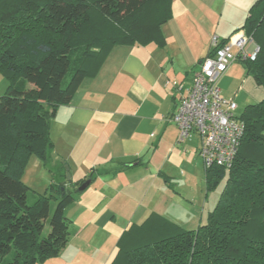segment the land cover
Returning <instances> with one entry per match:
<instances>
[{"label":"trees","instance_id":"16d2710c","mask_svg":"<svg viewBox=\"0 0 264 264\" xmlns=\"http://www.w3.org/2000/svg\"><path fill=\"white\" fill-rule=\"evenodd\" d=\"M171 2L0 0V72L8 86L0 97V264H41L68 243L72 193L51 184L28 205L22 174L31 157L44 159L51 148L56 109L96 76L113 47L164 46ZM243 29L258 48L244 66L264 87V0L250 7ZM239 119L244 133L232 166L205 169L208 192L225 180L205 224L185 230L151 213L121 235L110 264H264V99Z\"/></svg>","mask_w":264,"mask_h":264},{"label":"crops","instance_id":"0c3cea01","mask_svg":"<svg viewBox=\"0 0 264 264\" xmlns=\"http://www.w3.org/2000/svg\"><path fill=\"white\" fill-rule=\"evenodd\" d=\"M255 2L172 0V18L162 26L163 47H113L96 76L56 109L49 122L51 148L44 159L31 157L26 168L43 166L49 175L45 185L71 189L73 202L64 210L70 238L56 257L41 264H110L131 224H141L151 213L178 223L181 213L173 196L179 197L180 185L199 180L202 162L199 142L178 143L170 117L211 52L212 39L221 44L244 32ZM223 11L229 23H214ZM237 65L242 66L234 61L220 80ZM173 82L181 85L180 91ZM173 175L181 183L172 195ZM87 180L86 189L76 192Z\"/></svg>","mask_w":264,"mask_h":264},{"label":"built area","instance_id":"2783aa9c","mask_svg":"<svg viewBox=\"0 0 264 264\" xmlns=\"http://www.w3.org/2000/svg\"><path fill=\"white\" fill-rule=\"evenodd\" d=\"M211 49V55L193 74L191 86L177 100L170 119L177 127L178 143L196 135L204 169L215 166L228 170L238 154L244 124L235 115L236 104L221 97L218 82L234 61L254 60L258 48L245 32L237 31L222 46L213 38ZM172 87L181 90L177 82Z\"/></svg>","mask_w":264,"mask_h":264},{"label":"rangeland","instance_id":"374dc122","mask_svg":"<svg viewBox=\"0 0 264 264\" xmlns=\"http://www.w3.org/2000/svg\"><path fill=\"white\" fill-rule=\"evenodd\" d=\"M87 1L89 2L91 0ZM189 14L192 17L194 16L195 21L198 22V19L195 17L194 13ZM170 16L171 19L172 12ZM214 23H229L226 19L225 11L217 13V17ZM237 62L241 63L242 66L237 65L238 70H231V72L229 73V75H227V77H225V79L219 80L218 87L220 89L222 98L224 97L227 100H234L235 104L237 105L235 115L236 117H240V112L243 111L245 107L259 103L264 99V87L257 86L252 76L247 74L244 64L245 62H251L250 60L243 61L241 59L237 60ZM240 70L244 71V73L242 71L240 73ZM6 82V79L0 72V97L4 96L7 91V86H5ZM235 94L237 95V98H234ZM196 138V135L193 134L191 141L195 144L196 142H198ZM199 163L201 164L200 161ZM202 165L203 163L201 164L202 174H200L201 176H198L199 180L194 179L188 184L184 183L180 185L179 192L175 188L178 183H181V180L178 179V176L173 175L174 179L169 180V188L170 191H172V195L174 191L180 194L179 197L173 196L176 199V203H178L177 207L180 210L176 212L181 213L180 217H178L179 221L176 224L185 230H194L199 225L205 224L207 215L215 207L225 183V180H223L216 190L208 192L204 178V166ZM42 167L35 170L32 167H29V169L26 168L23 172L24 176L22 174L23 177L21 178V181L29 189L27 195L28 205L34 203L36 196L45 194L50 186L48 184L45 185L44 183L49 175L47 171ZM67 189L69 191L71 190L69 187ZM54 208L55 204L51 203L50 215L52 214ZM48 230V223H46L43 235H45Z\"/></svg>","mask_w":264,"mask_h":264},{"label":"water","instance_id":"95a60500","mask_svg":"<svg viewBox=\"0 0 264 264\" xmlns=\"http://www.w3.org/2000/svg\"><path fill=\"white\" fill-rule=\"evenodd\" d=\"M65 178H66V181H70V175H69V173H68L67 168H66V175H65ZM89 184H90V181H89V180L85 181V182L82 183L79 187H77L76 192H77V191L80 192V191L85 190L86 187H87ZM61 190L63 191L64 188H62Z\"/></svg>","mask_w":264,"mask_h":264}]
</instances>
